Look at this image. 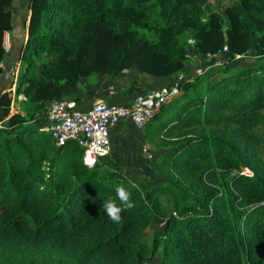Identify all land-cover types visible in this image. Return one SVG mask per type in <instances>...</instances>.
Returning a JSON list of instances; mask_svg holds the SVG:
<instances>
[{
  "label": "trees",
  "instance_id": "obj_1",
  "mask_svg": "<svg viewBox=\"0 0 264 264\" xmlns=\"http://www.w3.org/2000/svg\"><path fill=\"white\" fill-rule=\"evenodd\" d=\"M13 1L0 0V77ZM28 11L15 82L25 102L11 111L0 95V264H264V0H232L223 15L199 0H29ZM189 41L213 68L181 80L146 127L156 122L155 148L165 149L154 164L162 184L147 188L107 157L87 167L75 144L55 146L46 107L65 87L133 69L174 76ZM220 53L227 63L214 67ZM247 53L259 60L229 68ZM121 184L134 207L114 223L103 205H120Z\"/></svg>",
  "mask_w": 264,
  "mask_h": 264
},
{
  "label": "rangeland",
  "instance_id": "obj_2",
  "mask_svg": "<svg viewBox=\"0 0 264 264\" xmlns=\"http://www.w3.org/2000/svg\"><path fill=\"white\" fill-rule=\"evenodd\" d=\"M28 2L29 0H14L9 8L12 13V18L14 21V25H13L14 32L15 29L19 27L21 23L24 22V20H26V23H28L29 20L28 18L30 16V12L28 11ZM231 2L232 0H199V4L201 5L206 15H209L213 12H217L223 15L225 9L230 5ZM121 27L124 28L122 25ZM27 28H28V24H27ZM4 42H3L4 48H6L9 51L5 57L6 63L2 64V75L0 77V95L3 93L9 94L11 100L13 101L11 105L12 107L11 111H15V108L18 107L19 104L25 102V97L23 95H16L15 94L16 88L14 87L13 89V85L16 82L15 78L18 75L20 69H22L23 67L21 62H19V60L13 61L11 58L13 53H14L13 56L16 57L19 54L17 53V51L11 52L10 49L11 47L8 44L11 42V37L8 33L4 35ZM25 42L26 41L24 38V43ZM189 44L191 45V47L188 50V59L186 62V67L182 70V72L171 77L172 81L170 82V84H166L165 87H168L171 84H173L175 81H177V78L179 76H182V80L184 81L187 79H191V77L195 76V74L199 75L197 74V72L199 71L201 72V74H203L208 72L211 68H213V67H204L202 65L203 63L207 62L211 58V56L203 58L202 56H200L197 50L194 47H192L193 42L189 41ZM215 58H216V64L214 65V67H220L223 64L227 63V57L223 53L215 55ZM235 59L236 62L233 65H230L229 68H233L236 65H241L243 67L252 66L255 61L259 60L257 58L252 57L251 53H247L244 56H237ZM11 60L12 63H14L13 67L10 66ZM125 71L137 72L136 75L137 77L133 78L132 81L130 78H128L129 79L128 85H126L125 80L123 81L121 80V78H119L122 72L117 76H106V75L91 76L86 79H81L77 85H79L82 81L88 82L90 80H96L97 78L103 77V79L105 78L116 79V81H110L109 79V81H106L104 85V91L108 92V94L109 92L111 93L113 92L112 96H115V94L118 93L122 96H126V97L134 96V98H136L137 96H144L156 90L153 89V90H149L148 92H143L140 89L139 87L140 78L142 76L143 77L146 76V74H144L140 70L133 69V70H125ZM131 74L132 73H130V76ZM95 82L97 83L98 81L92 82L91 86H93ZM133 82L136 83L138 89L132 94H124V90L129 88ZM86 87L87 86L81 88L86 89ZM67 88L71 89L70 87H65L64 90ZM62 99H65L64 91H63ZM174 111L175 108L170 109L168 113H173ZM7 119L8 118L5 119L3 118V114L0 110V127L6 124ZM155 126H156V122L150 125V127L142 130H139L130 125L116 127L111 134V153L107 157L108 160L111 163H113L122 173L132 178L134 181L144 184L147 188H152L154 186L163 183V179L157 173L154 164L155 162L161 161L162 154L163 151H165V149L155 148V145L161 140L160 136L155 133ZM261 153L264 159V147L262 148ZM244 174L251 175V172H249L248 170ZM161 202L164 209L167 212H170L171 206L170 203L166 200V198L162 197ZM162 225H163L162 221L160 220L154 221L151 224V226L144 232L143 234L144 240L146 242L151 241L154 234L162 227Z\"/></svg>",
  "mask_w": 264,
  "mask_h": 264
},
{
  "label": "built area",
  "instance_id": "obj_3",
  "mask_svg": "<svg viewBox=\"0 0 264 264\" xmlns=\"http://www.w3.org/2000/svg\"><path fill=\"white\" fill-rule=\"evenodd\" d=\"M5 43V42H4ZM201 72H197L200 74ZM177 78L171 86L162 88L144 96H137L125 107L110 105L103 100L95 102L86 111L77 108L74 101L53 99L46 107L47 127L56 147L75 144L83 152L82 162L92 167L100 159L111 153L110 131L122 120H128L133 127L142 130L147 127L162 106L178 94ZM94 160L89 166L86 161ZM245 169L240 174H244ZM250 172V171H249Z\"/></svg>",
  "mask_w": 264,
  "mask_h": 264
},
{
  "label": "crops",
  "instance_id": "obj_4",
  "mask_svg": "<svg viewBox=\"0 0 264 264\" xmlns=\"http://www.w3.org/2000/svg\"><path fill=\"white\" fill-rule=\"evenodd\" d=\"M27 24L28 23H26V20H24V22L21 23V25L15 29V32L13 29L11 32L8 33L11 37V42L8 43L9 46L11 47L10 48L11 52L17 51V53H18V50L20 49L19 48L20 42H23V44H25L24 38L26 41ZM5 51H6V55H7L9 50L6 49ZM13 55H14V53L11 56L13 61L19 60V56L16 57ZM15 57H16V59H15ZM12 60H11V64H10L11 67H13V65H14V63H12ZM5 63H6V58H5L4 64ZM130 73H132L131 76H130ZM138 73H141V72H138ZM136 75H137V72L123 71L122 74L119 76V78H121V80H123V81L125 80L126 85H128V83H129L128 78H130L132 81L133 78L137 77ZM138 77H141V76H138ZM171 77H173V76H171ZM171 77L156 79V78H153V77L147 76V75L144 77L142 76L140 78V81H139L140 82L139 87L143 92H148L149 90H153V89H156L155 91H157V90H160L162 88H165L166 84H170V82L172 81ZM116 78H118V77H116ZM109 79H110V81H116L115 78L103 79V77L97 78L96 80H90L88 82L82 81L79 85H77L74 88L65 89L64 90V97L68 101H74L77 105V108L81 111H86V110L90 109L92 107V105L99 100H103L110 105H115L118 107H125V106L130 105L134 100L133 99L134 96L133 97H126V96H122L118 93L115 94V96H112L113 92L112 93L109 92V94H108V92L104 91L105 82L109 81ZM15 80H16V78H15ZM94 81H98V82L97 83L95 82L94 85L91 86V83ZM135 81H136V79H135ZM83 83H85V84H83ZM84 86H87L86 89L81 88ZM14 87H15V84L13 85V89H14ZM127 125L132 126V124L128 120H122L116 127L127 126ZM115 128H113L110 131V141H111V134L115 130Z\"/></svg>",
  "mask_w": 264,
  "mask_h": 264
},
{
  "label": "clouds",
  "instance_id": "obj_5",
  "mask_svg": "<svg viewBox=\"0 0 264 264\" xmlns=\"http://www.w3.org/2000/svg\"><path fill=\"white\" fill-rule=\"evenodd\" d=\"M86 163L91 166L94 160L88 159ZM115 191L117 198L121 202L120 205H117L114 200H108L104 202L103 206L110 220L114 223H119L122 219V211L133 208L134 204L131 201V192L123 184L117 186Z\"/></svg>",
  "mask_w": 264,
  "mask_h": 264
}]
</instances>
